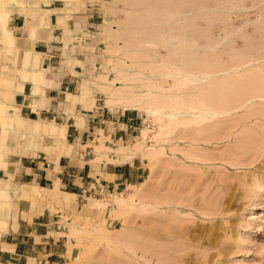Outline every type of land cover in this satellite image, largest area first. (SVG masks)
<instances>
[{
    "label": "rangeland",
    "instance_id": "1",
    "mask_svg": "<svg viewBox=\"0 0 264 264\" xmlns=\"http://www.w3.org/2000/svg\"><path fill=\"white\" fill-rule=\"evenodd\" d=\"M24 4L0 34L32 51L42 92L0 40V262L264 264V0ZM207 95L227 110L197 122ZM39 155L96 171L75 194L40 186L22 173Z\"/></svg>",
    "mask_w": 264,
    "mask_h": 264
},
{
    "label": "bare ground",
    "instance_id": "2",
    "mask_svg": "<svg viewBox=\"0 0 264 264\" xmlns=\"http://www.w3.org/2000/svg\"><path fill=\"white\" fill-rule=\"evenodd\" d=\"M25 10L26 9H25L24 0H0V18L3 20L8 18L11 11L22 12ZM43 20H44L43 15H41V20L39 22V25L41 24V22H43ZM37 29H38V27H36V26L32 27L31 37L33 35L38 34L39 30L37 31ZM12 38H13V31L11 30V28H9V26L6 24H2L0 40H2V43H3V46L5 47V50L12 52V53L14 52V58L18 59V60L20 59L22 61L21 62L22 68L20 69L21 73L23 74L24 77H30V76L34 77L33 80H35V82H38L39 84L34 86L33 89L35 91H41L42 86H41L40 82L42 80L43 75H42V70L36 67L38 61L35 60V62L33 63L32 59L30 60V55H31L32 51L27 50V48L21 49V50L16 49L15 46L12 45V40H13ZM31 41H32V39H28L26 41V43L30 44ZM216 53L217 52H215L213 54L216 55ZM206 60H208V59H206ZM204 65L210 66V62L205 61ZM193 70H194V67H193ZM210 74H211L210 70H208V71L205 70L204 74H201V75H197L196 73H193L191 76H189L188 81L190 83L194 84L195 82L201 81L205 78L206 79L209 78ZM230 84L231 83H229V84L225 83L226 86H229ZM218 86H220V84L217 85V87ZM232 86H233V84H232ZM14 93L15 92L11 88H9L8 90H1L0 91V95L3 94L2 97H4V98H8V97L12 98L14 96ZM212 97L213 96H211V95L204 96V98H202V99L199 97H193L190 100V102H188V109H189L188 111L192 114L198 113L197 114V117H198L197 122L204 121L205 119H211L213 117H216V116L224 113L227 110L226 108H223L224 106L222 107L219 105V101L216 98L214 99ZM7 105L8 104L4 101V99H1V97H0V113L2 115V118L5 121H7V114H5L6 110H7ZM15 107L18 108L16 110V115L18 117H16V118H14L13 116L12 117L10 116V117L13 120H16L17 118H18V120H21V121L25 120L24 117H22V115L19 114V111H20L19 106L16 105ZM48 129L54 130V129H56V125L50 124V127H48ZM54 132L55 131H53V133ZM0 264H4V263L0 262Z\"/></svg>",
    "mask_w": 264,
    "mask_h": 264
},
{
    "label": "crops",
    "instance_id": "3",
    "mask_svg": "<svg viewBox=\"0 0 264 264\" xmlns=\"http://www.w3.org/2000/svg\"><path fill=\"white\" fill-rule=\"evenodd\" d=\"M71 25L75 26L74 20L73 22H71ZM42 111L47 112L46 109ZM86 133L87 130L83 129L82 135H79V140L80 139L83 140ZM24 158L28 162L27 165L24 164L22 166L23 168L22 173L24 175H27L31 180H34L40 186H47V185L51 186L58 181L60 188L62 189L61 191L69 192L71 194L73 193L75 194L76 192L75 190H77L75 188L78 187L80 181L81 182L83 181L84 175L89 177L91 176L92 172L96 171V166L91 165L90 162H87L83 167L82 166L78 167L79 166L78 164H74V163L72 164L71 162L72 158L70 160L68 157L60 156L59 159L57 160L59 162L58 165L60 169L59 172L55 174L54 169H52L51 171L49 170L50 168L47 167V164L49 163L45 158H41V155L37 157L26 156ZM121 165H122L121 163L115 164L114 168L111 171L107 164L102 165L101 166L102 168L99 169L103 174H98L97 172H95L96 173L95 176L96 178L99 177L100 179H102L103 177H106L105 175L110 177L111 172H113L114 176L118 178L121 176V168H117V167ZM85 168H87V171L86 173L83 174L82 172L85 170ZM62 170L65 171L63 175H61L62 172H60Z\"/></svg>",
    "mask_w": 264,
    "mask_h": 264
}]
</instances>
